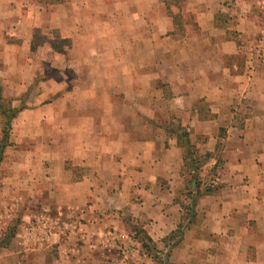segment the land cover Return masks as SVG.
<instances>
[{
  "label": "crops",
  "instance_id": "0c3cea01",
  "mask_svg": "<svg viewBox=\"0 0 264 264\" xmlns=\"http://www.w3.org/2000/svg\"><path fill=\"white\" fill-rule=\"evenodd\" d=\"M181 7L185 30L163 0H0L2 94L20 108L0 164L18 131L46 136L25 147L44 152V176L2 181L21 200L19 249L0 247V264H264V60L239 42L264 25V0ZM193 176L211 191L197 196Z\"/></svg>",
  "mask_w": 264,
  "mask_h": 264
},
{
  "label": "rangeland",
  "instance_id": "374dc122",
  "mask_svg": "<svg viewBox=\"0 0 264 264\" xmlns=\"http://www.w3.org/2000/svg\"><path fill=\"white\" fill-rule=\"evenodd\" d=\"M64 1H67V0H64ZM167 1H169L170 3V13L173 14V12H179L178 13L179 16L176 17V22L178 23L177 27L182 28V30H185L183 22L185 20L187 22L192 20V18H190V16L192 15L185 11L182 12L181 4L184 0H167ZM32 2L40 5L42 8H50V6L54 4L53 0H32ZM259 10L264 13V8L258 7V11ZM166 11L168 12V9H166ZM219 14L221 17L218 16L216 19L217 21H220V23H222V21H224L223 19L224 15L223 13H220V12ZM229 14L230 12L226 13L227 16H229ZM182 16H185L186 19H184ZM257 27H258L257 29L258 35H256L254 39H249L245 37V38L240 39L239 42L241 43V46L245 48H253L255 46V49L253 51L254 52L256 51V53L259 52L258 55H256V58L257 60H260L262 62L264 60V25L260 22ZM193 29H196V28H193ZM75 45H76V38L64 39L62 41L61 40L57 41L56 43L57 48L60 49L61 47H64L65 49L66 48L71 49L72 51ZM229 62L231 64H236V63L242 62V59L241 57L236 56L234 59L230 60ZM2 69H4V66L2 65V62L0 59V81L2 78L1 77L2 73L4 72ZM11 99L13 100V105L15 106L24 105L23 100L18 102V100L15 101L14 98H11ZM20 99H23V97H21ZM16 135L17 136L21 135L24 138V142H21L19 148H17L19 149L18 155L15 158L14 154L16 153L14 152H13V155H12V152H8L7 155L4 153L2 163L0 164L1 165L0 166V245L1 246L0 247L2 249H5V250H2V254L9 253L10 251L14 252L19 249V246L16 241L18 237H16L15 235V233L18 232L15 229L17 228V225L20 224V217H18L19 211L16 210L17 208L16 203L20 202L21 200V198L16 197L17 192L14 189L10 190L11 186L10 188H6V186H4L2 182L3 179L7 176H13L15 174H17L18 176H22L23 174L21 173L28 172V170H31L32 172H35L36 174L41 175L42 177L44 176L43 168L41 170V167L38 166L39 163L41 164L43 163L42 157L44 155V152L40 150H35L34 148L32 151H29V150L26 151L25 147L27 146V149H28V145L34 144L35 141L42 142L44 137L46 136L45 135L30 136V133H28L26 136L19 131L17 132ZM34 147H36V145ZM67 162L71 164L69 161ZM43 164H46V163H43ZM67 169H68V172H67L68 175H71V178L75 179L76 178V165L74 166L68 165ZM41 176H39V178ZM40 189H41V186H40ZM23 193L24 192L22 191L20 195ZM12 196H14V199L12 198ZM42 202L43 200L41 198H34V199L29 198L25 203H23L22 201V204H25L26 206L31 205V209L34 210V212L40 213L43 210V208L41 207L45 206ZM45 207L54 208V207H57V205H55L54 203L49 205V203H47ZM7 214H10V215L7 216ZM109 249H111L109 253L114 255L116 258L121 255L122 251L120 249L119 243L117 244L116 247H112ZM6 256H7V259L1 256L2 264H17V261H18L17 259L19 258V256L16 253H12L10 255V258L8 257V254Z\"/></svg>",
  "mask_w": 264,
  "mask_h": 264
},
{
  "label": "trees",
  "instance_id": "16d2710c",
  "mask_svg": "<svg viewBox=\"0 0 264 264\" xmlns=\"http://www.w3.org/2000/svg\"><path fill=\"white\" fill-rule=\"evenodd\" d=\"M64 0H53V3H59V2H63ZM166 3L168 12L170 11V3L167 0H163ZM20 110V108H16L13 107L11 105V101L9 99H7L6 97L3 96L2 94V87L0 84V117H1V137H0V161H1V154H2V150L3 148L6 146L7 141H8V137H9V133H10V129H11V122L12 119L16 116L17 112ZM180 134L178 139H180V144H181V140L185 139V141H188V134L186 132H179ZM183 147H185V144H182ZM186 154L184 157V161L187 167H189V169L194 168L197 169L199 167V156H197V154H195L194 150L188 148L190 146H188L186 144ZM195 181V193L197 196L210 192L211 189L209 187H206L202 192L199 189V181L197 179V177L193 176V179ZM140 232L136 233V237H138V239L142 242L143 246L147 249L150 250L148 244H147V240L149 241V238L146 236V234H143L141 236H139Z\"/></svg>",
  "mask_w": 264,
  "mask_h": 264
},
{
  "label": "built area",
  "instance_id": "2783aa9c",
  "mask_svg": "<svg viewBox=\"0 0 264 264\" xmlns=\"http://www.w3.org/2000/svg\"><path fill=\"white\" fill-rule=\"evenodd\" d=\"M120 249H121V251H122V250L124 249V247L120 245Z\"/></svg>",
  "mask_w": 264,
  "mask_h": 264
}]
</instances>
